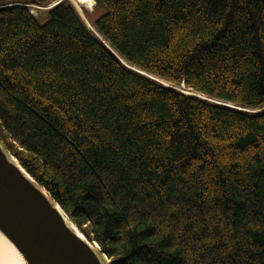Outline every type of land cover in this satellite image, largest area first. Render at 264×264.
Wrapping results in <instances>:
<instances>
[{
	"label": "trees",
	"instance_id": "trees-1",
	"mask_svg": "<svg viewBox=\"0 0 264 264\" xmlns=\"http://www.w3.org/2000/svg\"><path fill=\"white\" fill-rule=\"evenodd\" d=\"M58 1L0 0L5 150L107 264H264V0Z\"/></svg>",
	"mask_w": 264,
	"mask_h": 264
},
{
	"label": "water",
	"instance_id": "water-1",
	"mask_svg": "<svg viewBox=\"0 0 264 264\" xmlns=\"http://www.w3.org/2000/svg\"><path fill=\"white\" fill-rule=\"evenodd\" d=\"M96 36L113 52L99 35ZM146 77L162 84L157 79ZM263 110L264 107L262 110L244 111L258 113ZM0 244L7 250L9 264H107L98 247L80 234L1 143Z\"/></svg>",
	"mask_w": 264,
	"mask_h": 264
},
{
	"label": "rangeland",
	"instance_id": "rangeland-1",
	"mask_svg": "<svg viewBox=\"0 0 264 264\" xmlns=\"http://www.w3.org/2000/svg\"><path fill=\"white\" fill-rule=\"evenodd\" d=\"M68 1L75 9V5L73 4L72 0H66ZM94 4H95V1H94ZM29 6L28 7V10L30 11V13L40 22H44L45 20V15H46V12L48 10V8H40V7H37V6H33V5H27ZM79 14H82L83 17L86 19V21H88L91 25L92 23L100 16L102 15V11H96L95 10V5L93 6V10H88L87 7H77L76 9ZM82 17V16H81ZM84 21V20H83ZM85 23V21H84ZM93 27V26H92ZM93 31H94V28H93ZM140 74H145L144 72H139ZM147 74H145L146 76ZM149 77H151V75H147ZM154 76H152L151 78H153ZM154 79H157V80H161V79H158V78H154ZM163 81V80H162ZM169 83V82H168ZM170 85H168L167 87H170V88H174V89H177L178 90V87H182V86H176L174 84H171L169 83ZM190 94H193V92L191 90H189ZM198 95V94H197ZM205 98V97H203ZM213 101V100H212Z\"/></svg>",
	"mask_w": 264,
	"mask_h": 264
},
{
	"label": "bare ground",
	"instance_id": "bare-ground-1",
	"mask_svg": "<svg viewBox=\"0 0 264 264\" xmlns=\"http://www.w3.org/2000/svg\"><path fill=\"white\" fill-rule=\"evenodd\" d=\"M73 4L75 5L76 9L77 7H81V6H85L87 7L88 10H93V6L95 5L94 4V0H72ZM56 3H54L53 5L55 6ZM58 4V3H57ZM13 6V5H12ZM29 7V6H28ZM82 16V19L85 21V24L86 26L90 29V30H93V27L92 25L86 21V19L83 17L82 14H80ZM83 21V22H84ZM112 50V49H111ZM152 77V76H151ZM155 78V77H153ZM160 81L164 86H168L170 85L168 82H165V81H162V80H158ZM177 90V89H176ZM178 91H180L181 93L185 94V95H191L189 92V89H185L183 86L182 87H178ZM194 93V92H193ZM199 96V94L197 95ZM211 102L213 103H221V102H217V101H212L210 100ZM223 104V103H222ZM9 257H8V253H7V250L6 248L0 244V264H9ZM10 264H12L10 262Z\"/></svg>",
	"mask_w": 264,
	"mask_h": 264
}]
</instances>
